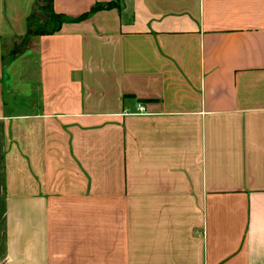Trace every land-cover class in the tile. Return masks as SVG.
Masks as SVG:
<instances>
[{"label": "crops", "instance_id": "crops-1", "mask_svg": "<svg viewBox=\"0 0 264 264\" xmlns=\"http://www.w3.org/2000/svg\"><path fill=\"white\" fill-rule=\"evenodd\" d=\"M36 1L0 0V264H264V0H53L117 5L34 36Z\"/></svg>", "mask_w": 264, "mask_h": 264}, {"label": "trees", "instance_id": "trees-1", "mask_svg": "<svg viewBox=\"0 0 264 264\" xmlns=\"http://www.w3.org/2000/svg\"><path fill=\"white\" fill-rule=\"evenodd\" d=\"M37 1L41 2L42 0H37ZM116 5H117L116 2H111V3H106V4H97L96 6L93 7L91 12L82 15L78 19H72L66 15L55 13V11L53 10V0H44L43 5L36 4L33 12L31 13L29 17V20H28L29 35H34V36L53 35L56 32H59L63 24L65 23H74V22L83 21L87 19L94 12H97L100 10L113 9L116 7ZM37 11L42 12L45 18H47V20L44 21V23L42 24L38 21L37 22L35 21L37 19V14H38Z\"/></svg>", "mask_w": 264, "mask_h": 264}, {"label": "rangeland", "instance_id": "rangeland-1", "mask_svg": "<svg viewBox=\"0 0 264 264\" xmlns=\"http://www.w3.org/2000/svg\"><path fill=\"white\" fill-rule=\"evenodd\" d=\"M37 2H39V1H36L35 6H36V4L37 5L38 4H40V5L44 4V0H42L39 3H37ZM37 13H38L37 14V19L35 21L36 22L38 21L41 24L44 23V21H46L47 18H45V16L43 15L42 12L37 11ZM52 25H53V23H52ZM16 44H15L16 45V49H15V45H13V46H11L9 48L8 53H7L8 59L14 57V60H16V63L18 62L17 68L20 65H21V67L30 66V72L33 75V66L35 64V56H36V48H35V44L33 42V39H30L25 44H21V41L17 42Z\"/></svg>", "mask_w": 264, "mask_h": 264}, {"label": "built area", "instance_id": "built-area-1", "mask_svg": "<svg viewBox=\"0 0 264 264\" xmlns=\"http://www.w3.org/2000/svg\"><path fill=\"white\" fill-rule=\"evenodd\" d=\"M143 111H144V108L141 107L140 112H143Z\"/></svg>", "mask_w": 264, "mask_h": 264}, {"label": "water", "instance_id": "water-1", "mask_svg": "<svg viewBox=\"0 0 264 264\" xmlns=\"http://www.w3.org/2000/svg\"><path fill=\"white\" fill-rule=\"evenodd\" d=\"M24 43H25V40H23L22 44H24Z\"/></svg>", "mask_w": 264, "mask_h": 264}]
</instances>
